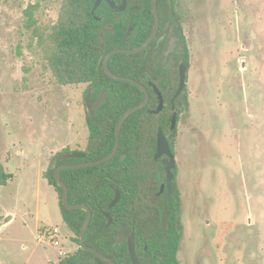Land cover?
Here are the masks:
<instances>
[{"label": "rangeland", "instance_id": "rangeland-1", "mask_svg": "<svg viewBox=\"0 0 264 264\" xmlns=\"http://www.w3.org/2000/svg\"><path fill=\"white\" fill-rule=\"evenodd\" d=\"M37 1L36 20L49 30L61 0H0V164L13 175L23 164L32 171L0 188V216L16 215L0 227V264L60 263L58 249L37 242V227L56 223L37 176L40 154L53 157L67 143L83 149L88 138L84 86L59 85L43 51L30 46L24 11ZM181 10L191 69L189 107L178 125L179 257L185 264H264V0H184ZM57 224L64 248L76 252L72 233Z\"/></svg>", "mask_w": 264, "mask_h": 264}, {"label": "trees", "instance_id": "trees-1", "mask_svg": "<svg viewBox=\"0 0 264 264\" xmlns=\"http://www.w3.org/2000/svg\"><path fill=\"white\" fill-rule=\"evenodd\" d=\"M95 0H61L57 22L53 27L43 29L39 26L35 14L39 11L38 1L32 3L24 11L26 17L25 28L32 31L31 47H36L43 51L47 66L61 86H80L87 83H96L111 88L112 101L115 105L116 119L111 125V138H115V130L118 121L129 109L140 105L144 100V93L134 85L120 83L111 79L104 70V60L106 56L115 50H134L141 47L147 40L154 19H145L143 26L138 27L128 41H125L128 34L129 22L116 19L112 24L105 22L99 23L92 16V9ZM166 0H160L161 5H165ZM147 15L152 17L151 0H147ZM150 30H147L149 29ZM187 50V49H185ZM142 56L139 55H115L109 61L111 71L121 77L131 78L141 83V79L135 73H139L142 66ZM137 71V72H136ZM151 100L147 107L142 111L132 115L124 124L120 152L125 147V136L128 129L133 127L140 128L147 111L157 107L158 99L151 89L149 90ZM175 89L165 96V99L174 95ZM181 106L185 104L181 101ZM163 118L168 126L170 114L166 110ZM156 118L155 116H152ZM96 127L95 125H93ZM93 127V128H94ZM165 130V126H163ZM94 138L96 137L93 131ZM106 144L103 147H95L94 158L92 161L99 160L113 149ZM66 150L57 152L50 161L63 155ZM120 155V154H119ZM118 155V156H119ZM118 158V157H117ZM116 158V159H117ZM66 161L58 162L57 166L67 164ZM52 165V164H51ZM48 167L44 174L59 196V204L64 224L71 231L72 243L78 246L74 258L64 259L75 264H91L90 260H96L97 264H106L94 255L83 251L80 248V236L82 226L86 219L85 211H70L62 204V190L58 187L54 170ZM61 180L69 190V202L73 205L88 206L93 213L90 223L86 244L105 254L107 257L112 255L107 252V242L109 233L114 227L121 223H127L137 229L139 239L147 241V249L142 250L150 256L157 257L164 264H172L178 255L182 233L176 228L175 215L180 212L182 199L176 193L173 196L170 210H167L166 199H154L155 207L159 208L164 215L169 214L172 219L167 221H154L150 223L151 229L146 230V222L142 213L139 219L136 214L130 212L132 208H144V206L130 195V184L132 175L125 165L112 166L111 163L98 167L63 170L60 173ZM12 177L6 173L5 167L0 165V187L8 185ZM109 184L117 186L122 194L121 202L110 209V204L114 199V191ZM103 213H109L113 218V227L107 228L108 219ZM127 249H124V254Z\"/></svg>", "mask_w": 264, "mask_h": 264}, {"label": "flooded vegetation", "instance_id": "flooded-vegetation-1", "mask_svg": "<svg viewBox=\"0 0 264 264\" xmlns=\"http://www.w3.org/2000/svg\"><path fill=\"white\" fill-rule=\"evenodd\" d=\"M96 2L97 0H95L93 9L96 5ZM111 2L114 4V6H112ZM183 2L184 0H166L165 5H161L160 0H158L157 18L154 16L153 9L152 17H149L147 15V0H127L125 4L124 0H101V4L96 10L95 15H93L92 9L93 18L101 24H104L108 21L110 22V24H112L116 19L128 21V34L126 35L125 41L129 40V38L132 36L134 31L138 27L143 26L145 19H154L151 30L150 28L147 29L150 30V34L147 38L148 40L155 31V19H158L159 21L158 27L155 31L156 34L153 40L151 41L149 46L144 50V52L141 53L143 54V56L140 72L138 73L136 71L137 73H135L136 76L141 79V84L146 87L148 92L150 89L154 91L158 99L157 107L151 111H147V115L144 116L143 121L140 122L142 124L140 128L133 127L127 130L128 134L125 136V147L120 152L122 140L121 132L118 152L112 160L106 163H111L112 166L125 165L128 167V171L132 175V183L130 184V195L144 206V208L142 209L132 208V210L130 209V212L136 214V219H139V214L142 213L143 215L144 213L143 219L147 224V231L151 229L150 223L154 221L168 220L170 222V220L172 219L169 214L164 215V213L159 208L155 207L154 199H166L168 211L170 210V205L173 196L176 193L182 199V194L178 187V165L180 159V130L178 125L184 118L183 116L186 114L187 109L189 107V98L187 96L186 91L189 83V74L191 69V40L188 38L186 29L187 19L184 15H182L181 9ZM123 7V11H117L115 9ZM196 24L197 23L194 22L193 25L195 34L197 32ZM195 42L196 39L195 41H193V43L195 44ZM245 42L246 40L244 41L242 46L243 50L245 49ZM245 66L246 63L245 61H243L241 70L245 69ZM182 68H185L187 71V84L181 95H179L176 98L175 102H173L174 97L180 86ZM82 85L85 89L83 91L81 104L82 108L84 109L83 113L85 114V129H87L88 131V138L86 143L87 145L85 148L82 149L79 144H76L77 148L71 149L70 144L67 143L64 146L63 150H66V152L63 155L76 154L79 155V157L66 158L64 161L68 163L65 164V166H74L77 164H86L89 162H94L92 160L95 157L93 152L96 146L103 147L105 144L109 146L113 142L114 149L116 144L117 127L115 130L114 140L111 138V125L116 119V111L114 102L112 101L111 88L105 87L103 85H98L96 83H87ZM174 89V95L165 99V96L170 94V92H172V90ZM159 93L162 94L164 108L160 114H156L155 111L158 109V106L160 104ZM88 96L90 99V106L87 102ZM181 101H183L185 104L184 108L181 106ZM89 109H91V111ZM166 110L170 114L168 126L162 116ZM175 113H178V118L176 121V127L173 129L172 120ZM152 116H155L156 118H153ZM93 125H95L96 127H94ZM163 126H165V130L163 129ZM93 131L96 134L95 138L93 136ZM160 132L163 133L168 143L170 154H159L158 143ZM110 153H107L105 157L108 156ZM169 166H173V168L171 169V172L173 173V181L171 184V188L169 186L168 181ZM108 186L110 187V189H112L111 186L115 185L109 184ZM115 187L121 192V190L117 186ZM112 190L114 191L115 199L116 191L114 189ZM122 199L123 194L121 192V200ZM182 211L183 201L180 212H178L174 218L176 228L181 231L182 238L180 241V249L178 255L172 264H185L181 261V258L179 257L181 243L183 239V225L181 215ZM113 224L114 221L112 218V223L110 227L107 228L113 227ZM125 226H127V228ZM68 231H70L69 228ZM137 232L138 231L135 227L127 223H121L119 226L114 227L109 233V240L107 242V252L112 255L108 258L114 264H134L130 254V240L133 239L138 264H164L157 257L150 256L146 254V252H144L147 249V241H142L141 239H139ZM143 248H145L144 251L142 250ZM124 249H127L126 254H124ZM74 255L75 252H73V254L66 259L74 258ZM65 260H62L59 264H75L71 261ZM90 261L91 264H97L96 260ZM103 262L106 264H110L105 261Z\"/></svg>", "mask_w": 264, "mask_h": 264}, {"label": "water", "instance_id": "water-1", "mask_svg": "<svg viewBox=\"0 0 264 264\" xmlns=\"http://www.w3.org/2000/svg\"><path fill=\"white\" fill-rule=\"evenodd\" d=\"M126 1L127 0H124V4L126 3ZM157 2H158V0H152V9H153L154 16L156 18L158 17ZM100 4H101V0H97L96 5L93 9V15H95V12L98 9V7L100 6ZM112 6H114L113 3H112ZM115 9L117 11H123L124 7L123 8H115ZM158 22H159L158 19H155V24H156L155 31L158 27ZM155 31H154L153 35L141 47L134 49V50H115V51H112L106 56V58L104 60L105 73L111 79H113L117 82H120V83H128V84L134 85L137 88H139L144 93V96H145L143 102L140 105L133 107V108L129 109L128 111H126L124 113V115L121 117V119L119 120L118 126H117V133H116V144H115L113 151L108 156H106L105 158H103L101 160L89 162L86 164H77L74 166H65V165L57 166V164L60 161H64L68 157H79V155H76V154H74V155H61L55 159V161L53 162L52 167H51L54 170V176H55L56 183H57L58 187L62 190V204H63V206L70 211H85L87 214L85 222H84V224L82 226V230H81V236H80L81 249L87 253H90V254L100 258L101 260H103L107 263H110V264H114V263L108 257H106L104 254H102L99 251L89 247L86 244V235H87V232H88V229H89L90 223L92 221V217H93L92 211L88 206L80 205V204L79 205H73L69 202V190H68V187L65 185V183L61 180L60 173L63 170H69V169L70 170H76V169L93 168V167L101 166V165L108 163L117 154L118 149H119V145H120V136H121V132H122V129H123L125 122L132 115L142 111L147 106V104L150 100V96H149V92L147 91L146 87L143 84H141L140 82L133 80L131 78L121 77V76L114 74L111 71V69L109 68L108 64H109L110 59L115 55H130V56H132V55H138V54H141L142 52H144V50L149 46V44L153 40V38L156 34ZM186 84H187V71L185 68H182L180 86H179V89H178V91L174 97L173 102H175L176 98L179 95H181V93L183 92V90L186 87ZM159 96H160V104L158 106V109L155 111L156 114H160L164 108V102H163L162 94L159 93ZM89 100L90 99L88 96L87 102H88V105L90 106ZM89 110L91 111V109H89ZM177 118H178V113H175L173 120H172V128L173 129L176 127ZM158 144H159V147H158L159 148V154H164V153L170 154L168 143H167L162 132H160V134H159V143ZM172 168H173V166L168 167V170H169L168 181H169L170 188H171V184L173 181V173L171 172ZM111 188L116 191V197L112 201V203L110 204V207H109L110 209L115 207L121 200V192L115 186H111ZM103 215L109 219V222L107 223V227H110V225L112 223V217L108 213H104ZM3 226H4V224H2L0 227L3 228ZM125 227L127 228V226H125ZM130 254H131V257L133 259L134 264H138L133 239L130 240ZM64 264H72V263H64Z\"/></svg>", "mask_w": 264, "mask_h": 264}, {"label": "crops", "instance_id": "crops-1", "mask_svg": "<svg viewBox=\"0 0 264 264\" xmlns=\"http://www.w3.org/2000/svg\"><path fill=\"white\" fill-rule=\"evenodd\" d=\"M61 150H63V148H61L59 151H61ZM59 151H57V152H59ZM53 154H54V152H49V153H43L42 152L40 154V163H39V167H38V175L37 176H38L40 182H44L46 184V186H47L46 189H45V194H46V197L47 196L50 197L49 198V202H50V207H49L50 208V212L53 213L52 218L54 217V221L56 222L54 225L55 226H58L59 225V224H57L58 221L61 222L62 225H64L63 217H62V213H61V209H60V204H59V196H58V193L55 191V189L51 185H49L48 181L44 177V174L47 171V168H46V159H47L48 156L51 157ZM5 155L8 156L7 153H5ZM21 155H23V151L21 152ZM22 167H24V168H22ZM15 171H16L15 172V175H13V173L10 172L9 170L6 171V173L9 174L12 178L8 182V185L7 186L0 187V188L7 189L8 186H9V183L11 181H15L16 179H19L20 180L21 178H23V177L26 178L28 176H31V174H32V171L30 169L27 170L25 168V164L18 166ZM41 188L39 190L40 192L38 191V194H39L38 196H41V194H42ZM0 194H3L2 191H0ZM56 210L57 211L59 210L60 211V214H61V216H59L58 218H56ZM54 214H55V216H54ZM15 216L16 215L14 213L10 212V211L3 212L1 214V216H0V226L2 224H4L3 229L5 227H8L9 225H11V223H13V221L15 219ZM49 217H51V216H49ZM65 227L68 229V227H67L66 224H65ZM40 228H41L40 226L37 227V231L38 232H39ZM70 249H72L74 251V246L72 245L70 247ZM61 261H62V259L60 258V262Z\"/></svg>", "mask_w": 264, "mask_h": 264}, {"label": "built area", "instance_id": "built-area-1", "mask_svg": "<svg viewBox=\"0 0 264 264\" xmlns=\"http://www.w3.org/2000/svg\"><path fill=\"white\" fill-rule=\"evenodd\" d=\"M64 240L65 236L60 226L41 227L37 235V242L40 245H47L58 249L62 260L73 254L72 249L67 250L64 248Z\"/></svg>", "mask_w": 264, "mask_h": 264}]
</instances>
